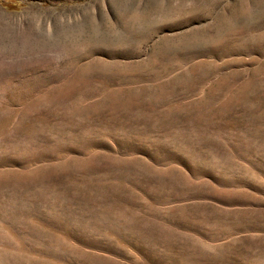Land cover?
Segmentation results:
<instances>
[{"label": "rangeland", "instance_id": "rangeland-1", "mask_svg": "<svg viewBox=\"0 0 264 264\" xmlns=\"http://www.w3.org/2000/svg\"><path fill=\"white\" fill-rule=\"evenodd\" d=\"M0 264H264V0H0Z\"/></svg>", "mask_w": 264, "mask_h": 264}, {"label": "trees", "instance_id": "trees-1", "mask_svg": "<svg viewBox=\"0 0 264 264\" xmlns=\"http://www.w3.org/2000/svg\"><path fill=\"white\" fill-rule=\"evenodd\" d=\"M6 5H9V4H6ZM13 6H14V7H16V6H17V4H13Z\"/></svg>", "mask_w": 264, "mask_h": 264}]
</instances>
